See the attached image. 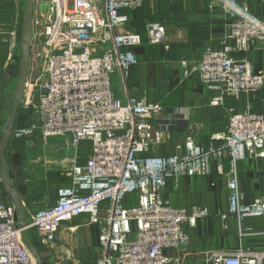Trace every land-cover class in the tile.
<instances>
[{"label":"built area","instance_id":"2783aa9c","mask_svg":"<svg viewBox=\"0 0 264 264\" xmlns=\"http://www.w3.org/2000/svg\"><path fill=\"white\" fill-rule=\"evenodd\" d=\"M151 0H32L29 66L20 106L33 111L25 126L12 129L14 140L30 138L46 143L64 139L72 149L69 164L59 171L68 183L58 188L53 204L28 214L21 225L11 201L0 202V264H36L21 234L33 230L43 247L54 244L60 226L87 215L98 227L100 249L96 264H178L188 244L187 224L213 215L206 207L183 208L163 200L167 181L208 174L212 164L222 173L228 158L225 220L264 215V195L244 201L236 177L238 161L264 158V111L247 105L229 110L226 129L200 145L188 132L172 152L150 153L169 131L165 109L128 91L131 68L138 63L135 48L165 43V25L150 21L145 35L126 28L128 15ZM232 20L221 47H205L196 62L179 63L180 74L198 80L216 94L210 105L224 104L264 89V73L250 61L233 55L250 45L264 49V19L252 15L236 0H215ZM17 25L8 32V59L13 61ZM234 41L231 45L229 41ZM117 75L124 101L116 96ZM33 108V110H32ZM89 145L85 160L78 149ZM134 195L129 203L126 197ZM102 203L107 205L102 209ZM186 255V251L182 254ZM210 264H264V250L242 246L230 251L211 250Z\"/></svg>","mask_w":264,"mask_h":264},{"label":"crops","instance_id":"0c3cea01","mask_svg":"<svg viewBox=\"0 0 264 264\" xmlns=\"http://www.w3.org/2000/svg\"><path fill=\"white\" fill-rule=\"evenodd\" d=\"M236 1L255 17L264 19V0ZM124 12L128 15L126 28L129 30L138 31L141 24L145 29L146 24L153 20L165 25L168 48L148 44L146 40L137 46L138 63L131 68L126 83L130 93L144 95L147 100L165 109L164 117L170 129L161 133L162 142L154 145L150 153H171L173 142L188 129L196 131L198 140L206 145L211 134L225 131L230 109L241 111L250 105L255 112L264 111V90L241 95L239 99L228 97L224 104L212 106L210 100L216 93L207 89L196 75L184 78L180 74V62H196L205 47H221V39L225 37L232 17L215 0H151ZM10 13L8 7L0 10V43L9 32H6L9 24L4 20ZM13 17L16 21L15 11ZM229 43L235 44L232 40ZM7 53L6 46L0 44V95L1 87L8 88L14 76L9 67L11 63L7 65ZM233 55L248 59L257 73H264V49L259 46L250 45L248 50L234 52ZM112 79L114 91L117 87L122 91H115V94L123 98L118 76L114 75ZM7 114L3 115V122L0 121V138ZM184 116L187 118L184 119ZM15 124L14 119L13 129ZM37 143L14 140L10 136L4 149L10 183L21 200L26 217L36 209L55 202L58 188L68 182L59 175V171L69 164L68 160L73 155L64 139L50 138L48 143L39 146ZM87 151L89 145L82 142L78 149L81 156L78 162L85 160ZM43 157L46 158L44 161ZM221 170L222 173H219L212 164L208 174L182 177L177 184L167 181L162 198L170 205L183 208L202 206L213 213L195 226H184L188 234L187 246L182 251H169L180 257L178 264H210L207 254L213 249L230 251L242 246L264 250V215L245 218L240 225L233 217L221 220L216 215L218 211H226L228 206L226 157L222 160ZM236 177L244 201L264 195V158L238 161ZM130 200V196L126 197L125 202ZM3 201L11 200L0 181V202ZM106 205L102 203V209ZM26 235L31 244L39 245L43 264H96L100 253L98 227L88 223L87 215H80L60 226L51 247L40 245L33 230ZM185 251L186 255H182Z\"/></svg>","mask_w":264,"mask_h":264},{"label":"water","instance_id":"95a60500","mask_svg":"<svg viewBox=\"0 0 264 264\" xmlns=\"http://www.w3.org/2000/svg\"><path fill=\"white\" fill-rule=\"evenodd\" d=\"M21 6L22 10L20 14V19L16 28L18 56H12L13 59H16V61H18L17 71L13 73L16 80L10 94L9 112L3 124L0 138V181L14 206L19 223L22 225L25 219V214L22 208L21 200L10 183V177L7 173V161L4 156V149L12 133L16 111L20 105V101L24 94L25 81L29 66V48L32 32L33 2L32 0H22ZM9 67L10 69H14L16 65L10 64ZM21 236L23 242L34 256L36 264H43L38 249L30 243L26 233L23 232Z\"/></svg>","mask_w":264,"mask_h":264},{"label":"rangeland","instance_id":"374dc122","mask_svg":"<svg viewBox=\"0 0 264 264\" xmlns=\"http://www.w3.org/2000/svg\"><path fill=\"white\" fill-rule=\"evenodd\" d=\"M5 1V2H4ZM21 1L22 0H0V10H2V9H4V7H8L9 9H10V11H11V13H10V15H7V16H5L6 17V19L4 20V22H6V23H8L9 24V26L7 27V31L6 32H8L10 29H11V27L12 26H14V25H18V23H19V19H20V14H21V10H22V6H21ZM15 7V8H14ZM16 12V17H17V20L15 21L14 20V17H13V12ZM15 22V23H14ZM0 28H2V27H0ZM2 36V35H1ZM5 39H3L4 41V43L2 42V43H0L1 45H5L6 46V49H8L7 47H8V41L6 40V39H8V37H9V35L6 33V35H5ZM1 37H0V41H1ZM156 45H158V44H156ZM162 46V45H161ZM13 53L15 54V56L17 57L18 56V45H17V43H16V49H15V51H13ZM8 63H7V65H9L10 63L11 64H15L16 65V67L14 68V69H12V72L14 73V72H16L17 71V66H18V61H16V62H11L9 59H7L6 60ZM5 70H7V68L5 69ZM4 78H6L5 76H4ZM15 76H13V78L10 80V83H9V87L8 88H6V87H1V90H2V95H0V121L1 122H3V115H5V114H7L8 112H9V101H10V94H11V91H12V89H13V85H14V83H15ZM5 81H7V80H5ZM6 84H8V83H6ZM112 86H113V79H112ZM115 91L116 92H121L122 93V91H121V89L119 88V87H117V88H115ZM114 91V92H115ZM260 91H262V90H260ZM123 95V94H122ZM116 96H118V95H116ZM120 96V95H119ZM118 96V97H119ZM120 98V97H119ZM120 99H122L123 101H124V98H120ZM212 99V98H211ZM20 107V108H19ZM19 107L17 108V109H19L20 111H23V113L25 114V115H23V122H22V124L23 123H28L29 122V120H30V118H32V117H34V115H33V111H30L29 109H24V108H22L20 105H19ZM32 110H33V108H32ZM17 112V111H16ZM32 116V117H31ZM5 118V117H4ZM184 119L185 118H187L186 116H184L183 117ZM31 121V120H30ZM21 127V126H20ZM13 131V130H12ZM190 133L191 135H192V137L195 139V141L197 142V143H199L200 145H203V146H205L204 144H202L199 140H198V137H197V133H196V131L194 132V131H191L190 129H188L187 130V133ZM187 133H185V134H187ZM184 133H183V135H185ZM212 135V134H211ZM182 137L183 136H181V137H178L174 142H173V145L172 146H174V144L175 143H177V142H179L181 139H182ZM36 138V140L38 141V143H37V145L39 146L40 144H46V143H43L42 141H39V139L37 138V137H35ZM11 139H12V137H11ZM27 139H30V138H26V139H23V140H27ZM22 140V141H23ZM210 140V139H209ZM37 141H34V142H37ZM209 142V141H208ZM208 142H207V144H208ZM206 144V145H207ZM36 145V146H37ZM88 147V146H87ZM30 152H32V151H30ZM87 154H88V151H87ZM34 155V154H33ZM46 158H44L43 157V161L45 160ZM49 164H51V163H48L47 165H49ZM64 167V166H63ZM62 167V168H63ZM134 195H131L130 196V198L131 199H134Z\"/></svg>","mask_w":264,"mask_h":264},{"label":"trees","instance_id":"16d2710c","mask_svg":"<svg viewBox=\"0 0 264 264\" xmlns=\"http://www.w3.org/2000/svg\"><path fill=\"white\" fill-rule=\"evenodd\" d=\"M153 21H156V20H153ZM138 28H140V29H138V31H136V32H138V33H140L142 36H144L145 35V29H144V26L141 24V25H139V27ZM144 41H145V38H144ZM131 86L132 84H128V86ZM264 90V89H263ZM20 108V107H19ZM23 115H25L24 113H23V111H20L19 109H17V112H16V115H15V127H20V126H25V125H27L26 123H23L22 124V122H23ZM30 121V120H29ZM68 183V182H67ZM130 201H127L126 203H129ZM36 246V248L38 249V251L39 252H41V249H40V247H39V245H35Z\"/></svg>","mask_w":264,"mask_h":264},{"label":"flooded vegetation","instance_id":"af4514ba","mask_svg":"<svg viewBox=\"0 0 264 264\" xmlns=\"http://www.w3.org/2000/svg\"><path fill=\"white\" fill-rule=\"evenodd\" d=\"M13 62H16V59H13Z\"/></svg>","mask_w":264,"mask_h":264},{"label":"bare ground","instance_id":"6f19581e","mask_svg":"<svg viewBox=\"0 0 264 264\" xmlns=\"http://www.w3.org/2000/svg\"><path fill=\"white\" fill-rule=\"evenodd\" d=\"M26 82V81H25ZM49 139L47 140V143H48Z\"/></svg>","mask_w":264,"mask_h":264}]
</instances>
